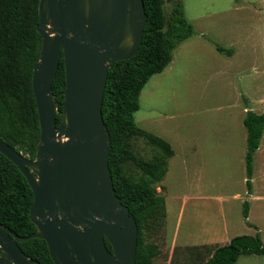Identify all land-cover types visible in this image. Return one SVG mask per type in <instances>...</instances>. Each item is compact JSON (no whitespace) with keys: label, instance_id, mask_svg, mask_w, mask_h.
I'll list each match as a JSON object with an SVG mask.
<instances>
[{"label":"rangeland","instance_id":"rangeland-1","mask_svg":"<svg viewBox=\"0 0 264 264\" xmlns=\"http://www.w3.org/2000/svg\"><path fill=\"white\" fill-rule=\"evenodd\" d=\"M177 1L195 33L150 78L135 112L138 126L175 150L156 185L166 216L161 225L152 222L146 239L160 251L153 264H203L236 235L264 238V135L254 157L252 198L244 124L247 109L264 113V0H164L167 16ZM133 151L149 160L155 149L139 136ZM126 167L141 173L134 161ZM246 200L256 226L243 215ZM236 264H264V255H241Z\"/></svg>","mask_w":264,"mask_h":264},{"label":"water","instance_id":"water-1","mask_svg":"<svg viewBox=\"0 0 264 264\" xmlns=\"http://www.w3.org/2000/svg\"><path fill=\"white\" fill-rule=\"evenodd\" d=\"M148 19L145 0H40L42 49L33 91L41 136L35 158L0 137V152L34 192L30 218L36 231L22 236L0 222V264H42L20 246L32 238L47 241L55 264H138V224L114 186L103 101L111 68L137 54ZM62 58L66 86L55 94Z\"/></svg>","mask_w":264,"mask_h":264},{"label":"trees","instance_id":"trees-1","mask_svg":"<svg viewBox=\"0 0 264 264\" xmlns=\"http://www.w3.org/2000/svg\"><path fill=\"white\" fill-rule=\"evenodd\" d=\"M40 0H0V137L31 158H35L41 136L38 106L33 91V72L42 49V36L37 29ZM149 19L140 50L133 57L117 61L111 68L103 101V115L111 134L109 165L117 195L127 205L138 224L136 259L138 264H153L160 253L146 239L152 222L161 225L166 216V203L156 185L167 171L169 159L175 155L171 143L138 126L135 112L140 109L142 89L173 59V50L194 35L195 29L177 1L167 16L164 0H145ZM221 52L233 53L222 45ZM63 58L53 82V92L65 89ZM63 108L64 95L58 98ZM61 115L57 117L60 124ZM247 128L245 156L248 194L253 188L254 157L264 133V113L249 110L244 118ZM144 137L155 152L144 159L133 151V139ZM131 160L140 168V175L128 171ZM34 192L18 166L0 152V222L26 236L36 231L30 218ZM250 201L244 202L243 215L249 218ZM107 245L112 250L111 244ZM21 248L42 264H55L49 246L42 238L20 242ZM264 255V238L255 235L234 236L228 243L217 245L203 264H236L241 255Z\"/></svg>","mask_w":264,"mask_h":264},{"label":"crops","instance_id":"crops-1","mask_svg":"<svg viewBox=\"0 0 264 264\" xmlns=\"http://www.w3.org/2000/svg\"><path fill=\"white\" fill-rule=\"evenodd\" d=\"M232 54H233V53H232ZM249 110H252V109H247V112H248ZM247 112H246V114H247ZM257 113H258V112H257ZM262 113H263V112H262ZM245 116H246V115H245ZM244 118H245V117H244ZM247 134H248V132H247ZM263 135H264V133H263ZM262 137H263V136H262ZM260 147H261V145H260ZM260 147H259V148H260ZM253 189H254V187L252 188L251 193L248 194V195H249V196L252 195L253 197H252V196H251V197H252V198H255V196L253 195ZM250 215H251V209L249 210V218H248L249 222H251V220H250ZM251 224L254 225V223H252V222H251ZM254 226H256V225H254ZM254 235H255V234H254ZM236 236H237V235H236ZM232 238H233V237H232ZM232 238H231V239H232ZM231 239H230V240H231ZM228 242H229V241H228ZM221 245H223V244H221Z\"/></svg>","mask_w":264,"mask_h":264}]
</instances>
